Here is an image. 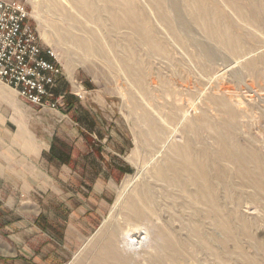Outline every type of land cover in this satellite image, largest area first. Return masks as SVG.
I'll return each instance as SVG.
<instances>
[{
    "label": "rangeland",
    "instance_id": "1",
    "mask_svg": "<svg viewBox=\"0 0 264 264\" xmlns=\"http://www.w3.org/2000/svg\"><path fill=\"white\" fill-rule=\"evenodd\" d=\"M17 1L26 5L29 23L36 30L44 53L51 56L62 70L55 93L64 96L66 109L62 112L63 114H59L50 107L34 105L22 98L13 88L0 83L1 96L22 102L21 107L13 104L10 106L6 102L0 104V110L4 112L6 119L5 122L3 119V123L0 124V133L3 134L4 129L10 131L7 136L3 134L6 141H0V154L13 149L15 155L11 168L13 180L6 182L0 175L2 178L0 181V257L10 256L15 251L10 235L24 231L29 224L42 216L40 214L41 216L36 218V212L40 211L39 208L43 210V205L49 202L48 199H44L45 193L69 188L64 181L69 172L67 161L77 150L82 152L89 147L99 151L104 148L111 153V151L117 152L124 146L120 152L121 156H117V162L125 166L122 169L124 177L116 188L115 198L112 199L104 218L93 230L85 233L83 242H79L73 233L71 239L62 238L61 241L58 240L60 245L55 243L53 252L56 256L60 255L58 264H82L91 247L100 240L103 233L101 227L106 221L105 218L112 216V213L117 212L112 223L117 219L120 224L124 223L121 217L125 212V203L119 204L123 197L129 199L138 188L160 189L163 183L154 178V171L157 166L165 162L166 157L173 154L171 151L173 145H182L187 138H191L197 147H209L211 155L216 156L220 168L230 174L233 173L232 164L218 157L216 143L218 136L227 137L231 132L228 127L223 126L227 118L225 108L227 104L239 110L240 141L244 143L245 139L253 140L260 148L264 159V123L261 117V113H264V68L259 62L257 71L254 72L248 70L246 64L248 61L261 57L260 54L264 55V33L242 22L224 0H204L203 2L208 3L212 11H215L213 2H217L222 12L225 9V13L238 25L248 29L249 32L245 35L240 29L235 30V32L238 30L236 34L244 35L245 46L234 53L212 38L204 29L203 22L199 24L195 22L193 14L197 8L194 0H163L162 3L158 0H137L139 7L147 12L152 26L151 33L156 38L165 40V46L168 47L166 53H163L165 55L150 53L146 46L138 42L135 33L128 32L129 28L125 23L114 25L116 29L112 31L110 29L112 22L109 20L108 10L106 11L111 5H103L104 1L90 0L97 20H100L96 24L90 23L88 27L84 23L85 18L80 14L76 16L83 20V23L67 19L66 11H71L73 14L76 12L71 0ZM119 1L122 3L120 10L123 12L126 7L124 0ZM232 1L248 10L247 6L251 2L260 0ZM101 9L104 10L100 12ZM214 11L210 20L215 18ZM162 15L166 17L161 18ZM257 17L259 19L260 14ZM70 24L75 25V28L73 29ZM81 25L87 29L80 28ZM88 29L95 32L98 37L104 38L102 43L104 46H114V42L118 43V40L126 41V39L136 38L135 40L141 44L139 57L143 58L142 70L146 73L142 84L134 83L127 77L124 70L115 65V57L107 50V47L104 48L107 54L106 59H108L106 61L100 56L90 55L89 57L70 41V34L89 33ZM48 50L51 55L47 53ZM191 57L196 59L194 63ZM255 74H258V77ZM218 99L225 100L227 103L222 105ZM247 108L250 109L248 113H246ZM172 113L175 114L174 117L171 116ZM204 117L206 119L201 121ZM19 121H22L28 130L27 135L30 136L29 141L33 143V147L38 145V151L32 155L28 153L29 155L24 159L21 152L23 147L17 145ZM191 122H194L192 123L194 127H187ZM248 122L251 124V132L246 126ZM20 136L23 135L20 134ZM82 139L85 142L79 143ZM160 147L163 149L162 153L150 162ZM4 161L6 160L0 159V168L3 169L2 166L5 164L6 173L1 170L0 174L8 173L9 162ZM72 162L73 164H70L72 172L74 166L78 165L82 167L83 172L82 156ZM89 165L93 171H96V163L90 162ZM145 165H147L146 170ZM15 177L20 179L16 182ZM130 177L132 178L131 187L128 186L126 195V191L123 192V185ZM231 187H234V184ZM238 189L236 191L239 195L245 196L248 192L247 196L252 199L237 206L239 213L253 228L252 236H241L236 240L235 249L238 251L243 246L252 256L258 251L257 256L264 260V194H256L252 187L239 191ZM228 191L226 186L219 185L221 197ZM122 193L124 195L121 197ZM40 194L44 197L36 198L35 195L39 197ZM43 201L45 202L42 204ZM66 218L67 216L56 217V221L58 223L63 221L65 224ZM19 223L24 226L19 227ZM145 235H147L146 227L142 228L140 233L141 237ZM9 241L12 244L11 248L7 246L10 245ZM0 264H2L1 259Z\"/></svg>",
    "mask_w": 264,
    "mask_h": 264
},
{
    "label": "bare ground",
    "instance_id": "2",
    "mask_svg": "<svg viewBox=\"0 0 264 264\" xmlns=\"http://www.w3.org/2000/svg\"><path fill=\"white\" fill-rule=\"evenodd\" d=\"M100 1H104L102 3L105 6L111 5L107 7L106 11L108 10L109 20L112 22L110 28L112 31L116 29V25L125 23L128 25V32L135 33L138 42L146 46L150 53L165 55L163 53H166L168 48L165 46V40L156 38L151 33L152 26L147 12L139 7L137 0H124L126 7L123 12L120 10L122 3L119 0ZM203 1L194 0L197 8L193 14L195 22L198 24L203 22L206 32L231 50V53L239 51L240 47L245 46L243 36L249 32L248 29L238 25L225 13V9L222 12L221 6L215 1L213 2L215 18L210 20L213 11L210 10L209 4ZM224 1L242 22L264 33V0L251 2L247 6L248 10L232 0ZM70 2L76 12L73 14L71 11H66L68 20L83 23V20L76 16L80 14L85 18L86 27L90 23L96 24L100 20H97L90 0H71ZM158 2L162 3L163 0H158ZM103 10L101 9L100 12ZM259 14L260 18L258 19L257 15ZM160 17L165 18L166 15ZM71 26L73 29L75 28V25ZM86 27L81 25L80 28ZM73 29L70 30L73 31ZM236 29L242 30L244 35L236 34L238 31L235 32ZM69 39L89 57L90 55L100 56L106 61L108 59H106L105 55L107 54L104 48L107 47V50L112 52L115 57V65L124 70L130 80L137 85L144 81L146 73L142 70L143 58L139 57L141 50L139 45L141 44L135 40L136 38L134 40L126 39V41L118 40V43L114 42V46H104L102 44L104 38H100L95 32L90 31L83 34H70ZM258 41L260 40L258 39ZM260 56H256L258 59L246 63L248 70L257 71L259 62L263 64L264 68V55L260 54ZM257 75L255 74V76ZM218 101H221L222 105L227 103L225 100L218 99ZM225 108L227 118H225L223 126L228 127L231 132L227 137L218 136L217 142L216 140L215 142L218 144V157L222 161L232 164L234 172L230 174L221 169L216 156L211 155V149L207 146L197 147L191 138H187L182 145H173L171 148L173 154L166 157L165 162L157 166L154 171V178L163 183L160 189L138 188L129 199L123 197L119 204L125 203V212L121 217L124 223L120 224L118 219L112 223L117 212L112 213L111 217L108 216L110 219L105 218L108 221L107 223L105 221L104 224H106L101 227L102 236L91 247L82 264H264V260L257 256L258 251L252 256L243 246L238 251L235 249L236 240L241 236H252L253 228L239 213L237 206L252 199L247 196V191V193L244 191L246 194L243 196L239 195L236 189L239 188V191L252 187L256 194H264L263 155L253 140L245 139L244 143L240 141L239 110L237 111L229 104ZM248 112H250L249 108L246 113ZM171 116L174 117L175 114L172 113ZM261 117L264 123V113H261ZM201 119L203 121L206 117ZM192 123L194 122L186 126L192 128L194 127ZM198 125L200 126V124ZM223 126L221 125L222 129H224ZM246 126L251 132V124L248 122ZM162 150L160 147L150 162L158 157ZM146 168L147 165H145V170ZM131 181V177L126 179L124 187L122 186L126 195ZM220 184L229 190L223 197L219 193ZM233 184L234 187H231ZM122 195L124 194L122 193L121 197ZM116 201L117 199L114 203ZM144 227H146L147 235L141 237L140 233Z\"/></svg>",
    "mask_w": 264,
    "mask_h": 264
},
{
    "label": "crops",
    "instance_id": "3",
    "mask_svg": "<svg viewBox=\"0 0 264 264\" xmlns=\"http://www.w3.org/2000/svg\"><path fill=\"white\" fill-rule=\"evenodd\" d=\"M3 102H6L10 106L12 104L19 105V107L22 106V102L13 101L10 97H3L0 94V104ZM54 110L59 114H63L62 112L65 111L64 109ZM3 119L5 122V114L0 110V124L3 123ZM18 124L19 134H17V145L23 147L21 148V152L23 153L24 159L29 155L28 153L32 155V153L37 152L38 145L33 147V143L29 141L30 136L27 135L29 132L25 125H23L22 121H19ZM4 131L6 136L10 134L8 129H4ZM3 134L0 133L1 142L6 141ZM20 134L23 136H20ZM82 141L84 140H80L79 143H82ZM121 146L123 145L121 144ZM123 147L117 152L111 151V153L105 151L104 148V150L100 149L96 151V149L89 147L86 150H82V152L81 150L75 151L67 161L69 172L64 181L69 188L67 190L59 189L45 193L46 197L44 199H48L49 202L43 205V210L39 208L40 211L36 212V218L41 216L40 214H42V218L40 217L34 220L24 231L10 235V241L14 242L15 251L10 256L5 255L4 257H0L2 264H58L60 255L56 256L53 252L55 243L60 245L58 240L61 241L62 238L69 240L74 233L76 239L79 242H83L85 233L93 230L101 222V219L104 218L111 202L115 198L116 188L124 177L122 169L125 166L117 162V156H121L120 152H122ZM14 156L13 149L0 154V159L9 162L8 173L0 174L6 182L13 180L11 168L13 167L12 159ZM79 156L83 157V172L81 171L82 167L79 165L74 166L72 172L70 164H73L72 161L76 160ZM90 162L97 164L95 166L96 171H93L91 165H89ZM2 167L3 169L0 168V173L1 170L6 173V170H4L5 164ZM1 179L0 177V181ZM15 179L17 182L20 178L15 177ZM35 196L39 199L44 197L42 194L39 197L38 195ZM48 205H50L49 208ZM48 214L50 215L48 216ZM63 216H67V221H64L65 224H63V221L58 223L56 217ZM18 225L19 227L24 226L22 223ZM11 242L10 245H7L10 248L12 245Z\"/></svg>",
    "mask_w": 264,
    "mask_h": 264
},
{
    "label": "built area",
    "instance_id": "4",
    "mask_svg": "<svg viewBox=\"0 0 264 264\" xmlns=\"http://www.w3.org/2000/svg\"><path fill=\"white\" fill-rule=\"evenodd\" d=\"M47 56L26 5L0 0V82L34 105L65 109L64 96L55 93L62 70Z\"/></svg>",
    "mask_w": 264,
    "mask_h": 264
},
{
    "label": "trees",
    "instance_id": "5",
    "mask_svg": "<svg viewBox=\"0 0 264 264\" xmlns=\"http://www.w3.org/2000/svg\"><path fill=\"white\" fill-rule=\"evenodd\" d=\"M49 59H53L52 57H50V56H47ZM54 60V59H53ZM67 106L69 107V105L67 104Z\"/></svg>",
    "mask_w": 264,
    "mask_h": 264
}]
</instances>
